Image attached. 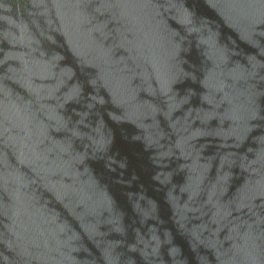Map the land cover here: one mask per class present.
Returning a JSON list of instances; mask_svg holds the SVG:
<instances>
[{
    "label": "water",
    "instance_id": "95a60500",
    "mask_svg": "<svg viewBox=\"0 0 264 264\" xmlns=\"http://www.w3.org/2000/svg\"><path fill=\"white\" fill-rule=\"evenodd\" d=\"M0 264H264V0H0Z\"/></svg>",
    "mask_w": 264,
    "mask_h": 264
}]
</instances>
